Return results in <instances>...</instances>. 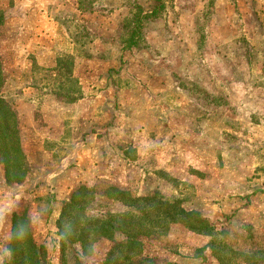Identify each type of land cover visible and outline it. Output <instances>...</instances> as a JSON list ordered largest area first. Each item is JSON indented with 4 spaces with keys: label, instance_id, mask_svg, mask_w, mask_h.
I'll return each mask as SVG.
<instances>
[{
    "label": "rangeland",
    "instance_id": "1",
    "mask_svg": "<svg viewBox=\"0 0 264 264\" xmlns=\"http://www.w3.org/2000/svg\"><path fill=\"white\" fill-rule=\"evenodd\" d=\"M0 10L1 93L28 168L8 183L0 161V264L14 211L29 215L47 264H103L114 242L82 257L79 244L63 251L51 215L69 200L62 163L96 144L93 133L123 176L87 185L96 188L89 212L127 209L108 198L109 184L159 192L226 230L233 247L264 248V0H0ZM152 222L142 256L220 264L214 235Z\"/></svg>",
    "mask_w": 264,
    "mask_h": 264
},
{
    "label": "trees",
    "instance_id": "2",
    "mask_svg": "<svg viewBox=\"0 0 264 264\" xmlns=\"http://www.w3.org/2000/svg\"><path fill=\"white\" fill-rule=\"evenodd\" d=\"M4 20L5 14L0 10V25ZM135 44L133 40L128 42L129 47ZM67 72L71 73L70 70ZM3 80L0 58V161L4 165L6 182L21 183L27 178L28 168L16 111L1 93ZM105 191L108 198L121 202L127 209L93 214L89 212V206L96 198V188L78 186L64 203L57 219L63 251L79 244L77 256L90 255L95 244L106 239L114 243L103 264H155L154 258L142 256V238L155 233L152 221L156 218L166 223L183 222L193 232L214 235L210 246L220 264H264V248L243 251L233 247L225 238L226 230L217 231L207 217L198 210L186 209L180 199L167 198L159 192L137 195L114 184H109ZM118 235L123 239L118 240ZM7 251L4 264H47V249L35 240L26 212L14 211L12 214V235Z\"/></svg>",
    "mask_w": 264,
    "mask_h": 264
},
{
    "label": "crops",
    "instance_id": "3",
    "mask_svg": "<svg viewBox=\"0 0 264 264\" xmlns=\"http://www.w3.org/2000/svg\"><path fill=\"white\" fill-rule=\"evenodd\" d=\"M52 50L53 48H51L50 50L48 49V51H46L44 55L45 56L51 55V53L53 52ZM145 112L148 115H150L149 109H147ZM159 122H161V120ZM31 132L33 133V130H31ZM87 136L91 138L92 141H94V143L96 144H92L91 142V146H90V145L81 143L79 146H77L78 148L74 150L75 158H70V160H64V162L62 163V168H65V167L70 168L67 171L68 178L62 182V186H63L62 194H64L62 198L63 200L69 199L70 194L73 192V190L77 186H79V184L84 183L86 185H93L96 181L102 178L118 180L121 176H123L121 174L120 175L116 174L115 162L112 161V159L108 155H105L104 150L102 149V146L99 143L98 134L93 133L91 134V136L90 135H87ZM72 161H74L76 164L72 165L71 167L70 164L72 163ZM126 161L127 160L125 159L124 162L126 163ZM59 210L60 209L56 208L51 213L52 223L54 221L53 225L55 227H56L57 218L60 212ZM242 212L243 210L239 211V213H242ZM8 221H9L8 222L9 228L6 231V239H9L11 237V231H12L11 229L12 219L10 220L9 218ZM190 260L192 261L190 264H199V261H201L202 259H200V257H195V255H192L190 257ZM169 261L175 262V261H178V258L176 255H174L173 257H170ZM179 264L181 263L179 262Z\"/></svg>",
    "mask_w": 264,
    "mask_h": 264
}]
</instances>
